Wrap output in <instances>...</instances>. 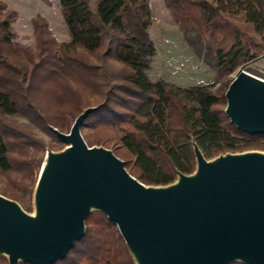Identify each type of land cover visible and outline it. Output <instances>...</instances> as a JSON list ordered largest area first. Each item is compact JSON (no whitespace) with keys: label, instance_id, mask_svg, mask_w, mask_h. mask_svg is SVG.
Wrapping results in <instances>:
<instances>
[{"label":"trees","instance_id":"16d2710c","mask_svg":"<svg viewBox=\"0 0 264 264\" xmlns=\"http://www.w3.org/2000/svg\"><path fill=\"white\" fill-rule=\"evenodd\" d=\"M197 54L215 68L217 84L179 87L151 81L156 55L148 33L150 0H60L70 39L60 43L41 15L32 19L35 47L15 43L18 12L0 0V194L32 210L35 186L49 145V127L69 132L83 122L89 147L103 146L147 186H166L196 168L193 145L206 160L226 153L264 152V134L237 129L225 110L234 75L264 56V0H163ZM205 52V53H204ZM218 85V87H216ZM20 116V125L9 117ZM0 264H9L0 256ZM55 264H135L119 230L93 212L86 234ZM242 264V263H232Z\"/></svg>","mask_w":264,"mask_h":264},{"label":"water","instance_id":"95a60500","mask_svg":"<svg viewBox=\"0 0 264 264\" xmlns=\"http://www.w3.org/2000/svg\"><path fill=\"white\" fill-rule=\"evenodd\" d=\"M225 98L237 129L264 134V79L240 69ZM98 108L85 109L69 133L49 127L65 148L46 152L33 214L0 194V256L9 264H55L101 212L135 264H264V152L206 160L194 144L193 174L147 186L111 150L84 141L82 124Z\"/></svg>","mask_w":264,"mask_h":264},{"label":"rangeland","instance_id":"374dc122","mask_svg":"<svg viewBox=\"0 0 264 264\" xmlns=\"http://www.w3.org/2000/svg\"><path fill=\"white\" fill-rule=\"evenodd\" d=\"M2 1L7 4L10 10L18 12V17L13 24V31L16 36L15 43L22 46L35 47L32 19L37 15H41L48 21L50 29L58 42L63 43L64 40L70 38L59 7L60 0ZM96 1L90 0L91 5H94ZM150 2L154 23L149 28L148 33L155 45L156 55L152 60L149 71H147L148 78L153 82L164 80L167 83L184 88L208 84L216 85L218 77L215 68L208 64L203 57L199 56L190 43V40H195V32L185 35L182 28L170 15L163 0H150ZM241 69L264 79V56L258 57ZM9 119L20 125L29 123L26 118L20 116H12ZM35 134L37 138L49 145L46 152L47 150L58 152L65 148L63 145H57L53 138L41 129H37ZM46 152L42 154L44 160ZM1 178L2 175L0 173ZM2 186L3 184H0V187ZM31 205L32 210L26 212L33 214V202Z\"/></svg>","mask_w":264,"mask_h":264},{"label":"crops","instance_id":"0c3cea01","mask_svg":"<svg viewBox=\"0 0 264 264\" xmlns=\"http://www.w3.org/2000/svg\"><path fill=\"white\" fill-rule=\"evenodd\" d=\"M90 4H91V3H90ZM95 5H96V2L94 3V5H91V7H93V8H94V7H95ZM69 39H70V38H67V39H66V40H64L63 42H67V41H69Z\"/></svg>","mask_w":264,"mask_h":264}]
</instances>
